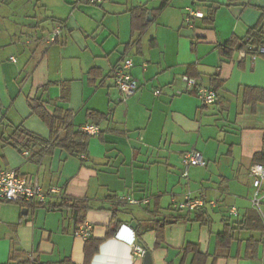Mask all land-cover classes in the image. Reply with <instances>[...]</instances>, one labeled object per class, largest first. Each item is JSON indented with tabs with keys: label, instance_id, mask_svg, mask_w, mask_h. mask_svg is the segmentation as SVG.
<instances>
[{
	"label": "crops",
	"instance_id": "obj_1",
	"mask_svg": "<svg viewBox=\"0 0 264 264\" xmlns=\"http://www.w3.org/2000/svg\"><path fill=\"white\" fill-rule=\"evenodd\" d=\"M188 8L204 16L215 9L214 21L188 23ZM140 9L150 23L143 33L132 28ZM263 15L264 0H0V170H15L46 193L61 190L38 207L0 201V264H86L96 242L89 264H144L135 243L151 253L152 264H193L192 246L206 264H264V216L252 204L251 175L254 165L264 166V157L254 160L264 155V102L243 100L245 88L264 90V56L219 50L248 38ZM126 59L139 83L128 98L114 80ZM191 73L217 90L215 104L183 92ZM36 102L51 115L69 111L75 130L99 128L86 155L12 146L18 127L50 139ZM194 150L207 165L185 178L183 157ZM187 196L207 204L178 210ZM259 197L264 214V180ZM255 214L262 230L250 221ZM172 219L158 245L156 223ZM85 223L92 226L88 239L77 236ZM226 224H233L234 239L221 249Z\"/></svg>",
	"mask_w": 264,
	"mask_h": 264
},
{
	"label": "trees",
	"instance_id": "obj_2",
	"mask_svg": "<svg viewBox=\"0 0 264 264\" xmlns=\"http://www.w3.org/2000/svg\"><path fill=\"white\" fill-rule=\"evenodd\" d=\"M147 10L140 9L139 12H134L133 20H132V28L134 31L145 32L147 28L150 26V23L146 20ZM215 9L209 10L207 16L203 18L207 20V22L212 23L214 21ZM202 18V19H203ZM264 15L260 21V23L251 30L250 36L245 39H237L232 38L227 41L225 44L219 46L220 53L227 57H232L235 52L244 51L247 56H256L261 47L264 46ZM252 47V49H249ZM193 69V68H191ZM196 73H191L190 75H186V77L197 79ZM214 90V89H213ZM214 91H217L216 89ZM243 100L244 103L255 106L260 102H264V90L257 88H245L243 91ZM33 111L37 114L42 121L49 127L51 132V137L49 140L42 138L39 135L33 134L22 127H18L15 129L14 134L10 137L12 141V146L17 148L20 152H24L25 150H31L33 146H39L41 152L50 151L54 148H61L73 156H83L88 152V145L90 140V135L80 130H75L73 125L70 122L72 114L69 111H63L62 109H57L53 115L49 114L47 110L40 104L35 103L33 105ZM92 116L97 120H102L105 115L100 113H92ZM20 138H24L22 142H18ZM9 143L8 140H5ZM264 157L263 154H257L254 157V160L257 161L259 158ZM71 200V199H70ZM70 202V201H69ZM70 205V204H69ZM43 206V205H41ZM71 207H75V204L71 205ZM254 225V227L258 230H262L263 220L258 215H251L250 218ZM177 221V219H175ZM173 222L172 220H163L158 221L156 223L155 229L158 235L159 245L162 241V231L167 224ZM245 223H239V225H244ZM246 229V226H245ZM235 228L233 224H226V228L222 234L218 236V247L221 249L227 248L233 241L234 236L233 232ZM111 232L108 236H111ZM100 242H96V248L87 253L86 264H89L91 258L95 251L98 250ZM252 244V241H251ZM253 247L254 245H250ZM194 253L193 264H206L207 256L202 254L197 246H192L191 250ZM16 254L13 256V260L16 259ZM32 264H38L33 262ZM56 264H73L70 259H66L62 262Z\"/></svg>",
	"mask_w": 264,
	"mask_h": 264
},
{
	"label": "built area",
	"instance_id": "obj_3",
	"mask_svg": "<svg viewBox=\"0 0 264 264\" xmlns=\"http://www.w3.org/2000/svg\"><path fill=\"white\" fill-rule=\"evenodd\" d=\"M204 14L202 12H195L191 8L187 9L186 22L191 23V19H202ZM264 28V24H263ZM60 35V30L57 29L52 36V42H55ZM249 49H252L250 47ZM245 53V52H244ZM264 56V46L258 51L255 57ZM252 57V56H251ZM15 61L14 58H11ZM133 68V62L131 59H126L123 65L116 70L114 80L117 88L123 94L124 97L128 98L133 96L139 89L138 81L132 76L131 69ZM185 90L183 92H195L196 96L205 104L213 105L218 100L217 92L213 89L200 86L198 80L194 78L185 77ZM161 91L157 90L155 95H160ZM82 131L95 136L100 133L99 128L94 125H88L82 128ZM207 162L199 151H190L183 157V176L185 178L189 175V169L192 167H206ZM251 175L254 177L253 186L256 189L255 197L252 200L253 207L256 208L264 216L261 205L262 199L260 195V187L264 180V166L257 164L251 168ZM61 190L57 187L50 189L48 193L44 192L37 181L29 179L25 176L20 175L15 170H0V201H10L16 203H24L34 207L45 205L47 197L52 195H58ZM122 201H128L130 204L137 205L139 203L146 204L148 200L139 202L130 198H122ZM207 204V201L202 197H191L187 196L184 201L175 204L176 208L180 211L194 212L201 209ZM210 204L214 205L213 201ZM230 214L238 217L239 213L236 208H231ZM92 226L85 223L77 233L78 237L82 239H88L91 235ZM133 252L137 257L144 256L146 250L140 245L135 243L133 245Z\"/></svg>",
	"mask_w": 264,
	"mask_h": 264
},
{
	"label": "water",
	"instance_id": "obj_4",
	"mask_svg": "<svg viewBox=\"0 0 264 264\" xmlns=\"http://www.w3.org/2000/svg\"><path fill=\"white\" fill-rule=\"evenodd\" d=\"M133 228L136 227V223H132L131 225ZM144 264H152V257L150 252H145L144 254Z\"/></svg>",
	"mask_w": 264,
	"mask_h": 264
}]
</instances>
